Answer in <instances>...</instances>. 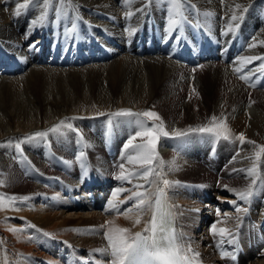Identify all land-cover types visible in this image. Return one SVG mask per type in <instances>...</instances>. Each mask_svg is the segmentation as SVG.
Returning <instances> with one entry per match:
<instances>
[{"label": "bare ground", "instance_id": "bare-ground-1", "mask_svg": "<svg viewBox=\"0 0 264 264\" xmlns=\"http://www.w3.org/2000/svg\"><path fill=\"white\" fill-rule=\"evenodd\" d=\"M25 2L0 0V264H110V255L94 251L108 246L100 226L111 221L109 227L143 230L151 213L133 227L136 213L131 219L122 214L133 202L121 203L130 192L113 195L117 188L148 187L138 178L141 162L129 163L133 150L123 149L136 131L130 124L136 118L111 115L121 109L155 111L169 132L209 124L213 116L225 123L230 140L196 133L161 136L157 152L164 165L154 161L152 167L163 178L180 181L165 192L177 215L179 243L199 252V264H264V152L256 162L253 196L242 201L228 190L251 183L245 172L232 170L252 167L248 157L259 150L256 145L264 146L262 61L241 59L264 57V0H182L187 22L172 33L165 31L170 7L165 0H134L131 7L124 0L64 5L53 0L42 25L31 23L44 11L34 0L16 15ZM233 12L242 18L232 21ZM229 25L236 32L222 35ZM193 43L203 45L195 50ZM61 121L72 129L50 133L42 139L43 150L23 142L29 131H46ZM19 126L24 131H17ZM240 133L244 143L235 139ZM51 154L63 160L55 164ZM173 161L179 170H172ZM120 164L131 182L116 178ZM38 177L42 181L36 184ZM10 196L30 199L13 206ZM109 200L121 214L107 209ZM232 201L247 211L237 212ZM213 222L232 232L235 241L210 234ZM221 249L235 258H222Z\"/></svg>", "mask_w": 264, "mask_h": 264}, {"label": "snow or ice", "instance_id": "snow-or-ice-1", "mask_svg": "<svg viewBox=\"0 0 264 264\" xmlns=\"http://www.w3.org/2000/svg\"><path fill=\"white\" fill-rule=\"evenodd\" d=\"M29 2H33V0H26L25 3H21L18 5L16 10V15L20 14V9L26 8ZM37 6L42 5L44 11L40 13L36 20H33L31 23L33 25H42L48 15V8L52 4L53 0H34ZM60 5H64L65 3H70L71 0H57ZM134 0H124L126 5L133 3ZM146 4H151L152 0H144ZM165 3L170 5L168 8V19L167 26L165 31L167 33H172L179 26H182L183 23L187 22V18L183 16L181 12V8L183 7L182 0H165ZM193 10H195V5H188ZM236 8H241V5H236ZM138 11H143V9H139ZM244 11H247L245 8ZM57 16L61 15V12L57 10ZM133 15L132 12H128L127 19H130ZM205 15H213V13H205ZM176 17H180L177 19ZM242 16H237L235 12H233L231 16L232 21H237L241 19ZM77 19H82L81 17H77ZM135 30L132 29L129 31V35L132 34ZM229 32L233 34L236 32V27L231 25L228 26V29L222 33V35L227 36ZM264 43V42H262ZM30 47H34V45H30ZM249 48L255 47V44H250ZM244 63H251L255 60H261L262 63L258 66L259 70L264 71V57L259 56H245L241 58ZM240 69H236L239 71ZM240 79L247 80L249 77L247 75L240 76ZM103 115V113H100ZM113 117H135L136 119L130 121V124L136 129V131L130 135L127 142L123 145V149L127 151L128 149L133 150V154L127 157L129 163L134 161L141 162L142 172L138 174V178H143L145 180V184L148 185L145 188V185H134L136 191H131L130 189H121L117 188L113 195L118 192L128 191L130 195L125 198V201H121L124 203L128 200H131L132 206L127 208L122 214L125 217L131 219L129 216L130 213H136V219L134 221L133 227L139 225L141 223V218L145 213H151L150 219L145 223V226L142 231L132 232L129 228L122 227H109L112 223L111 221L106 222L104 225H101L100 228L105 229L104 237L107 240V247L96 249L95 252H99L102 254H108L112 258L110 264H199L196 258L199 257V252H194L191 244L189 243L186 247L177 242L174 231H172L169 227L168 217L170 215V205H167L165 196V189L174 187L180 184V181H170L167 178H163L162 172L157 171L156 168L152 167L154 161L157 162V166L159 168H163L164 161L159 157L157 152V145L161 136L164 137H173V138H186L190 134L196 133L201 135H208L213 137L216 141L220 139L230 140L232 136L230 132L227 130L226 125L223 121L220 123H216L217 118L215 116L212 117L211 122L206 125H201L197 127H189L187 130L181 129H173L171 132L166 130L164 122L159 114L155 111H143V112H133L129 109H121L114 113H111ZM71 119H77V117H73ZM151 122V124H149ZM73 125L71 123H65V121H61L59 124L49 128L46 131H38L34 134L28 136L26 139L31 141L36 138L46 139L50 133H62V131L67 129H72ZM137 138L140 139V143H136ZM241 143H244L246 138L243 133H240L238 137H235ZM250 144H254L253 141H247ZM19 147V144H17ZM256 148L259 150L254 153L252 157H248V159L252 160V167L248 169H233V172L243 171L246 173V178L251 180V183L244 190H236V189H228L230 192H233L237 197H239L242 201H248L254 194L253 186L257 183V177L259 175L256 162L260 159V155L264 152V146L256 145ZM80 157L84 156L83 152H80ZM173 169L179 170L177 166H175V162H172ZM120 169V173L116 176L117 179L125 180L131 182L129 176L124 174V164L118 165ZM136 175V174H130ZM151 177V179H149ZM159 180L162 187H157V181ZM264 183V182H262ZM156 187V192H151V188ZM228 188L227 185L224 186ZM145 188L142 192L139 189ZM3 197L4 194L0 193V207H3ZM153 197L155 199L153 200ZM30 199L29 196H10L8 200L11 202L13 206L17 205H25L26 202ZM235 205V210L237 212L247 211V209H241L239 205H236L235 201H232ZM107 209L115 210L117 214L119 213V205L109 200L107 204ZM18 210V208H17ZM33 229H36L35 225H30ZM12 231H23L22 229H11ZM37 231H42L36 229ZM74 231H80L73 229ZM88 231L94 232L95 229H90ZM210 234L216 236L218 235L223 241L225 236H228L229 243L235 241V235L230 232L226 228H217V222H213L210 226ZM44 236H51L50 233L43 232ZM2 243V241H0ZM219 247V245H218ZM191 254V255H189ZM221 257L232 256L231 253L226 250L221 249L220 251ZM234 259L235 257L232 256Z\"/></svg>", "mask_w": 264, "mask_h": 264}, {"label": "rangeland", "instance_id": "rangeland-1", "mask_svg": "<svg viewBox=\"0 0 264 264\" xmlns=\"http://www.w3.org/2000/svg\"><path fill=\"white\" fill-rule=\"evenodd\" d=\"M128 6H130V4H129ZM130 7H131V6H130ZM230 60H231V59H230ZM217 63H220V62H217ZM215 64H216V63H215ZM255 66H256V65H255ZM201 67H203V66H201V65H200V67L198 66V69L201 68ZM247 67H248V65H246V68H247ZM246 68H245V69H246ZM246 71H247V70H246ZM95 107H97V106H95ZM97 108H101V107H97ZM96 111H97V113L102 112L101 110H98V109H96ZM84 113L87 114L88 112L86 113V110H85ZM89 114H90V115H89ZM88 115H89L90 118L94 117V116H93V113H91V112H89ZM51 124H53V125H52V127H53V126L57 125L58 123H57V122H53V123H51ZM52 127H51V128H52ZM49 128H50V127H49ZM49 128H48V129H49ZM17 131H24V129L21 128V126H19V127H17ZM36 132H38V131H36ZM34 133H35V131H33V132L29 131V133H28L27 135L23 136V142H25V143H28V142H29V143H31V142H36V143H38L39 145H40V144L42 145V144H43L42 138H36L35 140H31V141H29V140L26 139L28 136H30V135H32V134H34ZM168 140H169V139H167V140H165V141H168ZM170 141H171V140H170ZM163 142H164V141H163ZM163 142L159 140L157 147H158V148H159V146L162 147ZM2 145H3V143H0V147H1ZM16 145H17V143H16ZM41 145H40V146H41ZM43 148H44V147H43V145H42V146H41V149L43 150ZM27 150H28V149L25 148V151H27ZM16 157H18V155H13V160H14V159L16 160V159H17ZM44 157H47V156L44 155ZM50 158L53 159L52 162H54V163H55V161L57 160V158L63 160L62 157H59V156L56 155V154H51V155H50ZM73 162H75V161L73 160ZM55 164H56V163H55ZM222 170H223V168H222ZM222 170L220 169V171H222ZM33 180H34V179H33ZM33 180H32V181H33ZM230 180H231V179H229V180H227V181H230ZM38 181H40V182H38ZM41 181H42V179L38 177V178H36V180H34L33 182H36V184H39V183H41ZM223 213H224V212H223Z\"/></svg>", "mask_w": 264, "mask_h": 264}]
</instances>
